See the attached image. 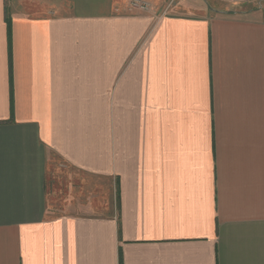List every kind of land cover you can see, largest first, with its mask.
Here are the masks:
<instances>
[{"label": "crops", "instance_id": "0c3cea01", "mask_svg": "<svg viewBox=\"0 0 264 264\" xmlns=\"http://www.w3.org/2000/svg\"><path fill=\"white\" fill-rule=\"evenodd\" d=\"M142 1L0 0V264H264V0Z\"/></svg>", "mask_w": 264, "mask_h": 264}, {"label": "built area", "instance_id": "2783aa9c", "mask_svg": "<svg viewBox=\"0 0 264 264\" xmlns=\"http://www.w3.org/2000/svg\"><path fill=\"white\" fill-rule=\"evenodd\" d=\"M227 1L231 4H236V3L243 2L245 0H227ZM128 5L130 6L129 9H132V10H139V11L147 12L150 9V6H148L149 4L142 0H130Z\"/></svg>", "mask_w": 264, "mask_h": 264}, {"label": "rangeland", "instance_id": "374dc122", "mask_svg": "<svg viewBox=\"0 0 264 264\" xmlns=\"http://www.w3.org/2000/svg\"><path fill=\"white\" fill-rule=\"evenodd\" d=\"M185 0H173L174 4H182V2H184ZM211 0H188V2L192 5V4H198V5H207L210 3ZM227 0H221L220 2L224 3V5L226 7H235L237 6L239 3H236V4H231L229 3L228 1L226 2ZM250 1V0H249ZM189 6V5H188ZM197 6V5H196Z\"/></svg>", "mask_w": 264, "mask_h": 264}]
</instances>
